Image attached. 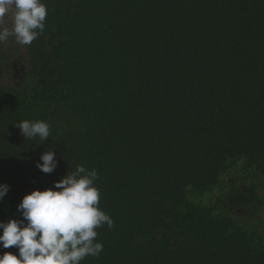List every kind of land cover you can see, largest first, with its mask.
I'll list each match as a JSON object with an SVG mask.
<instances>
[{
  "label": "trees",
  "instance_id": "trees-1",
  "mask_svg": "<svg viewBox=\"0 0 264 264\" xmlns=\"http://www.w3.org/2000/svg\"><path fill=\"white\" fill-rule=\"evenodd\" d=\"M44 2L0 44V221L83 165L114 223L81 264H264V0Z\"/></svg>",
  "mask_w": 264,
  "mask_h": 264
},
{
  "label": "clouds",
  "instance_id": "clouds-1",
  "mask_svg": "<svg viewBox=\"0 0 264 264\" xmlns=\"http://www.w3.org/2000/svg\"><path fill=\"white\" fill-rule=\"evenodd\" d=\"M48 7L44 0H0V44L12 38L21 46L31 45L45 29ZM27 139L41 143L51 135L44 120H23L16 124ZM36 167L51 174L59 161L48 149ZM98 173L78 165L54 187L33 190L17 205L22 219L0 221V248L15 247L16 253L0 254V264H81L87 257H99L103 243L97 229L113 227L109 214L100 208ZM10 190L0 184V201Z\"/></svg>",
  "mask_w": 264,
  "mask_h": 264
},
{
  "label": "flooded vegetation",
  "instance_id": "flooded-vegetation-1",
  "mask_svg": "<svg viewBox=\"0 0 264 264\" xmlns=\"http://www.w3.org/2000/svg\"><path fill=\"white\" fill-rule=\"evenodd\" d=\"M10 39H11V38H10ZM10 39H9V41H10ZM9 41H8V42H9ZM6 43H7V42H6ZM6 43H3V44H6Z\"/></svg>",
  "mask_w": 264,
  "mask_h": 264
}]
</instances>
